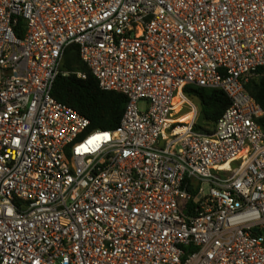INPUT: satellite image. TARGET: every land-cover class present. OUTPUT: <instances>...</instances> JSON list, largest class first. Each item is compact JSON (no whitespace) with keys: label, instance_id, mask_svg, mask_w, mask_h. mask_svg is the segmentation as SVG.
<instances>
[{"label":"built area","instance_id":"2783aa9c","mask_svg":"<svg viewBox=\"0 0 264 264\" xmlns=\"http://www.w3.org/2000/svg\"><path fill=\"white\" fill-rule=\"evenodd\" d=\"M71 46L115 130L53 99ZM263 67L264 0H0V264H264Z\"/></svg>","mask_w":264,"mask_h":264},{"label":"trees","instance_id":"16d2710c","mask_svg":"<svg viewBox=\"0 0 264 264\" xmlns=\"http://www.w3.org/2000/svg\"><path fill=\"white\" fill-rule=\"evenodd\" d=\"M59 71L52 87L53 99L85 117L89 122V131L115 130L124 111L125 96L105 92L98 87L96 79L81 62L76 46L65 51ZM77 73L84 75V78H78ZM256 74L257 77L244 85V91L263 111V117L257 123L264 131V67L258 69ZM184 93L197 101L199 113L204 118V125L195 126V130L211 132L230 104L228 97L219 90L194 87H186Z\"/></svg>","mask_w":264,"mask_h":264},{"label":"water","instance_id":"95a60500","mask_svg":"<svg viewBox=\"0 0 264 264\" xmlns=\"http://www.w3.org/2000/svg\"><path fill=\"white\" fill-rule=\"evenodd\" d=\"M197 125L198 126H203L204 125V118L201 113H199L198 119H197Z\"/></svg>","mask_w":264,"mask_h":264},{"label":"rangeland","instance_id":"374dc122","mask_svg":"<svg viewBox=\"0 0 264 264\" xmlns=\"http://www.w3.org/2000/svg\"><path fill=\"white\" fill-rule=\"evenodd\" d=\"M194 100V99H193ZM195 101V100H194ZM196 102V104L198 105V103H197V101H195Z\"/></svg>","mask_w":264,"mask_h":264}]
</instances>
